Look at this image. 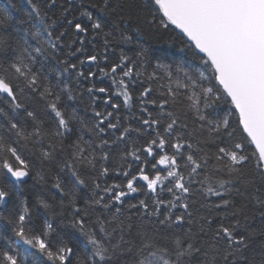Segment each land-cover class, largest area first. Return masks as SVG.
<instances>
[{"label":"snow or ice","instance_id":"1","mask_svg":"<svg viewBox=\"0 0 264 264\" xmlns=\"http://www.w3.org/2000/svg\"><path fill=\"white\" fill-rule=\"evenodd\" d=\"M27 3L32 42L0 13V264H264V0ZM170 26L191 60L155 53ZM46 63L69 83L53 84ZM73 81L89 83L90 117L61 107ZM57 156L59 212L21 187ZM37 206L51 214L39 225Z\"/></svg>","mask_w":264,"mask_h":264},{"label":"trees","instance_id":"2","mask_svg":"<svg viewBox=\"0 0 264 264\" xmlns=\"http://www.w3.org/2000/svg\"><path fill=\"white\" fill-rule=\"evenodd\" d=\"M90 2H96V0H85V3ZM5 9L8 10V15L10 17L8 26H7V33L12 35L16 38H22V39H28L31 41V24L33 22V19L30 18V6L27 3V0H0V13H2ZM170 41V42H169ZM95 44L101 45L102 44V38H96L94 41ZM79 46V45H77ZM87 51L91 53L93 51L91 45L85 46ZM125 52L128 54H132L133 51H135V48L133 45H125ZM152 47L157 55H162V59L165 63H171L172 61L184 63L185 61L191 60L192 57L190 54L183 50L182 44H181V38L178 35V32L172 27H169V30L166 32H161L159 34V38L152 41ZM80 55L77 54V56L74 58L73 62H76L80 59ZM116 60V54H110L109 56V62H112ZM195 64H199V60L195 61ZM100 66H105L101 64ZM40 65H37V68H39ZM185 67H187V64H185ZM89 70L87 66H85V71ZM149 71H151V68H149ZM44 75L48 77V79L53 83L57 84L60 87H63L65 83H69L70 77L67 76V74H64L63 77H58L56 75L55 71L51 70V65L46 63L43 68ZM83 85V89H86L89 86L88 82L81 81ZM110 84V81L104 77H100L99 73H97V81L96 86L97 87H108ZM70 87H73L75 90V99L73 100H67L65 98V102L61 105V107L67 108L68 111H71L72 109H76L79 116L81 117H90L91 113L86 110V106L89 103L88 95L86 91H83L81 87H78L75 82H71L69 84ZM139 87L137 86L136 89L133 91H138ZM103 99V96H101V100ZM0 107H4L7 110V106L3 104V102H0ZM98 109L103 107L102 104L97 105ZM36 109L37 112L40 115H44L45 113V102L38 96L34 95L33 98L29 101V109ZM222 111L221 115L223 114V111H226L228 108V105H221ZM211 112V109L208 110ZM127 110L121 108V115H126ZM21 117L24 116L23 113L20 114ZM190 127L191 125V119L189 120ZM45 125L46 127H52V119L51 115L49 114L47 117H45ZM75 127L73 133L67 137L65 140V144L70 143L73 139H75V136L77 133L75 132ZM85 139H88V136L85 135ZM45 145H47V141L45 140ZM251 151V148L248 149ZM26 155H28L31 159L32 164L34 165L36 170L41 169V164L38 159L39 153L30 149L28 152H26ZM60 157L57 156L56 160L53 162H44L43 169L45 170V179L34 180L32 177L27 178L24 185L21 187L24 189V193L30 203V205L35 204V198L37 196H40L42 198H46L49 203L54 205L53 211L59 212L60 209L58 207V201L60 199V194L58 190H56L53 187L54 183V177L60 176L62 180L67 182L68 176L66 173L61 172L59 170L58 161ZM50 170V171H49ZM113 177H108V182H111ZM79 195L81 196V203H83V197L87 195V190H82ZM135 198V194H133ZM127 203V202H126ZM36 212V223L39 225L42 223L43 219L46 216H50L51 214L46 212L42 207L37 206L35 209ZM56 224L60 226L61 230L63 231H69L71 232V229H67L64 225H61L60 218H56Z\"/></svg>","mask_w":264,"mask_h":264},{"label":"water","instance_id":"3","mask_svg":"<svg viewBox=\"0 0 264 264\" xmlns=\"http://www.w3.org/2000/svg\"><path fill=\"white\" fill-rule=\"evenodd\" d=\"M174 29H175V27L174 26H172ZM178 33H179V30L178 29H175Z\"/></svg>","mask_w":264,"mask_h":264}]
</instances>
